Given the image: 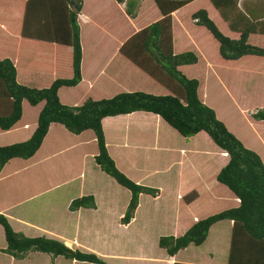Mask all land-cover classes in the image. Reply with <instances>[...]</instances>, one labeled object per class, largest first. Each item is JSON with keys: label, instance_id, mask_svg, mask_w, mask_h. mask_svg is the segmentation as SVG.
<instances>
[{"label": "trees", "instance_id": "16d2710c", "mask_svg": "<svg viewBox=\"0 0 264 264\" xmlns=\"http://www.w3.org/2000/svg\"><path fill=\"white\" fill-rule=\"evenodd\" d=\"M240 1L0 0V131L34 109L0 145V264H114L92 250L107 210L141 245L121 264H264V13ZM182 22L204 52L174 42Z\"/></svg>", "mask_w": 264, "mask_h": 264}, {"label": "rangeland", "instance_id": "374dc122", "mask_svg": "<svg viewBox=\"0 0 264 264\" xmlns=\"http://www.w3.org/2000/svg\"><path fill=\"white\" fill-rule=\"evenodd\" d=\"M240 7L245 10H251L258 15H262L264 13V0H241ZM176 14L177 13H174V15ZM175 21L177 22V18H175ZM180 25L181 27L175 30L174 42L177 45H180L183 43L189 44V46L198 47V49L201 52H204L206 50V46H205L206 43L202 35H198L197 33H195L193 31V28H190L185 22L180 23ZM10 32H11V29L9 28L8 24L0 23V35H7V34H10ZM40 72L41 71L39 72L34 71L30 80H32L33 78L38 79L37 75L41 76ZM19 79L20 81H25L23 78H19ZM83 86L84 84L81 87ZM23 106H24V110H23L22 121L20 123L15 124L14 128L10 132L0 131V145L10 144L11 142L23 141L25 139L24 137H26L27 134L29 133L28 132L29 130L25 128L24 124H26V122L29 121L30 119L31 120L34 119V109L31 108L26 103ZM220 115L221 117L226 118L227 116H229V113L227 111H224V112H221ZM56 127L57 125L52 126V130H51L52 135H57ZM173 143L174 142H170L171 147L173 146ZM131 153H133L131 156L134 159H140V157L142 156L141 150L138 156V149H136V151L134 150L131 151ZM143 158L150 161L151 154L145 153L143 154ZM134 162H138V161L135 160ZM147 181L155 183L156 180H155V177H151ZM160 183H161V188H162L161 191L163 195L161 197L156 198L155 200H151L149 198H147L146 200L154 201V202H147L148 204L151 205L150 209H148L149 211L148 217L150 220L152 219L155 223V226L150 227L151 232H157V233H160V235H165V233H170V230L168 228H163V226H166V227L168 226L166 219H165V222L163 223V214L166 212V214H168L169 216L174 215V209L176 206L175 204L176 202L173 201V197H171V200L173 201L172 202L173 206H171L168 210H166L167 202L164 200L163 196L164 194L172 195V196L175 195L177 185L172 178L166 179L163 176L160 178ZM121 198L122 197H120V201H121ZM153 207H155L154 212H152ZM100 211H104V209L100 207ZM112 219H113V214L110 212V210H107L104 213V216L101 222H99V226L96 228V237L93 243L94 246H92V250L94 249V252L97 251V253H99V251L100 252L103 251L102 254L105 255L104 256L105 261L107 262L109 261V263H114V264H121L122 262H124V260L119 259L122 256H126V257L134 256V253H136V257H141L142 256L141 251H140L141 245H139L135 241V239H133L134 237H136V235H133V233L130 230L119 229V226L113 224ZM220 229H221V234H223L220 236L229 237L230 229L228 230V224H224L222 227H220ZM75 230H76L75 226H72V227L70 226L65 231L64 240L71 241L75 235V232H76ZM213 232L214 230L211 232V234L214 236L220 234L219 230H215L216 232L215 234H213ZM106 241H110L113 243L114 247L112 251L107 250L108 248L105 246ZM149 244H151V242H149ZM147 246L144 247V250L146 251V253H147ZM204 247L205 246H202L201 248H204Z\"/></svg>", "mask_w": 264, "mask_h": 264}, {"label": "crops", "instance_id": "0c3cea01", "mask_svg": "<svg viewBox=\"0 0 264 264\" xmlns=\"http://www.w3.org/2000/svg\"><path fill=\"white\" fill-rule=\"evenodd\" d=\"M18 52H19V50H18ZM33 79H34V78H33ZM29 133H30V132H29ZM185 188H187V187L184 186V189H185ZM184 189H183V190H184ZM183 190H182V191H183ZM182 191H181V192H182ZM182 213H183V210H182V207H181L180 210H179V213H178V218L174 221V226L176 225V223H178V222L180 221V219H182V216H181ZM195 213H196V212H194L193 214H191V216L193 217V216L195 215ZM189 217H190V216H189ZM166 222L168 223L169 221H166ZM70 226H71V227H72V226H75V228H76V230H75V231H76V232H75V235H76V233H77V231H78V226H77V224H76L74 221L71 220V221H70V224H69L65 229H63V233H62V235H61L63 239H65V238H64L65 231H66Z\"/></svg>", "mask_w": 264, "mask_h": 264}]
</instances>
